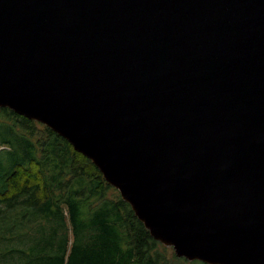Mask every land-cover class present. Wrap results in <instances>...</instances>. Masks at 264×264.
<instances>
[{
    "label": "water",
    "instance_id": "obj_1",
    "mask_svg": "<svg viewBox=\"0 0 264 264\" xmlns=\"http://www.w3.org/2000/svg\"><path fill=\"white\" fill-rule=\"evenodd\" d=\"M0 107L177 257L264 264V0H0Z\"/></svg>",
    "mask_w": 264,
    "mask_h": 264
},
{
    "label": "trees",
    "instance_id": "obj_2",
    "mask_svg": "<svg viewBox=\"0 0 264 264\" xmlns=\"http://www.w3.org/2000/svg\"><path fill=\"white\" fill-rule=\"evenodd\" d=\"M0 264H206L154 240L98 168L0 107Z\"/></svg>",
    "mask_w": 264,
    "mask_h": 264
},
{
    "label": "rangeland",
    "instance_id": "obj_3",
    "mask_svg": "<svg viewBox=\"0 0 264 264\" xmlns=\"http://www.w3.org/2000/svg\"><path fill=\"white\" fill-rule=\"evenodd\" d=\"M166 247L170 248L169 246H166Z\"/></svg>",
    "mask_w": 264,
    "mask_h": 264
}]
</instances>
